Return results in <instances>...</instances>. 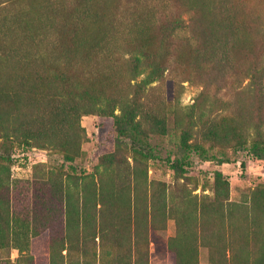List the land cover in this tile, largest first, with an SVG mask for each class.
<instances>
[{
	"label": "rangeland",
	"instance_id": "1",
	"mask_svg": "<svg viewBox=\"0 0 264 264\" xmlns=\"http://www.w3.org/2000/svg\"><path fill=\"white\" fill-rule=\"evenodd\" d=\"M207 1L11 0L0 7V22L27 26L33 36L53 28L46 42L57 48L42 58L35 90L44 91L59 66L72 85L94 95L132 96L141 85L146 101L137 138L164 158L118 141L112 116H82L83 129L75 123L82 136L68 130L55 138L57 148L38 138L26 151L20 140L0 138V264H150L155 257L233 264L234 251L250 245L255 230L264 238V160L202 135L210 123L233 136L248 125L264 127V95L245 89V70L264 51V0H226L228 17L249 37L220 63L200 41ZM190 2L199 7L195 22L172 34L164 22L188 20ZM136 50L162 74L132 79ZM158 120L166 133L157 132ZM67 121L46 116L39 126L59 125L65 134ZM184 129H192L189 149L179 144ZM111 154L114 163L104 164ZM168 157L182 159L183 169Z\"/></svg>",
	"mask_w": 264,
	"mask_h": 264
},
{
	"label": "trees",
	"instance_id": "2",
	"mask_svg": "<svg viewBox=\"0 0 264 264\" xmlns=\"http://www.w3.org/2000/svg\"><path fill=\"white\" fill-rule=\"evenodd\" d=\"M9 1L11 0H0V7L5 6ZM190 10L194 13L188 20L178 16L172 20H166L165 27L172 34H181L185 29H188L191 23L195 22L199 7L190 2ZM202 11H205L206 14L208 12L209 19L205 18L206 25L200 36L201 44L206 46L209 60L220 63L227 57L231 48L249 36L228 17L230 12L226 0H208L207 4H203ZM223 15L225 16L223 17ZM53 32V28L45 27L41 33L33 36L27 26L17 29L4 21L0 22V104H8L7 109L0 106V138L18 139L24 142L23 149L26 151L37 148L30 144L25 147V144L38 138L45 139L43 142L45 146L57 148L61 142L55 138L60 135L66 138L68 130L73 133L76 139L82 136L75 125L76 121L79 124L82 116L91 114L112 116L118 133V141H128L136 151L150 159L164 160L155 146L137 138L142 134L140 124L141 118L145 114L142 104H145L146 101L144 95L141 94V85L132 96L103 97L94 95L87 89H79L72 85L68 72L59 66L47 88L44 91L35 90L39 80L38 67L45 62L42 58H45L48 51L57 48L55 42H46L48 39L46 36ZM130 57L132 79L144 72L155 77L162 74L160 67H153L147 63L143 52L132 51ZM22 71L25 73L22 74ZM245 73L249 78L245 85L247 92L264 95V51L249 64ZM8 77L12 79L11 83H5L9 79ZM51 104L54 106H50ZM46 116L55 120H68L65 134L64 130L60 128L55 130V126L59 125L48 126L47 123L42 122V126H39V123L41 125L40 118L42 120V117ZM193 117L192 114L189 115L190 120ZM63 123L61 121L60 125ZM156 126L158 130L161 129L157 132L166 133L164 124L160 120L157 121ZM79 129H83L80 124ZM192 135V129L182 130L179 136V144L182 148H190L189 141ZM202 135L204 138L218 143L233 141L239 149H248L255 157L264 160V127L262 125L245 126L240 129L239 136H233L228 127L210 123ZM230 135L233 136L231 140L228 139ZM248 144L250 145L248 146ZM115 160V155L111 154L103 157L101 161L104 164H112ZM168 162L172 168L183 169L185 165L180 158L172 161L168 157ZM128 191L129 199L135 198V186ZM257 233L258 231L255 230L250 245L246 244L245 247L241 246L234 251L233 258L236 262L233 264H264V245H262L264 238L259 237ZM194 249H196L195 246ZM227 251L224 254L225 258H228ZM211 262L218 264L213 259ZM185 264H191V262L187 260Z\"/></svg>",
	"mask_w": 264,
	"mask_h": 264
},
{
	"label": "crops",
	"instance_id": "3",
	"mask_svg": "<svg viewBox=\"0 0 264 264\" xmlns=\"http://www.w3.org/2000/svg\"><path fill=\"white\" fill-rule=\"evenodd\" d=\"M152 257H153V255H152ZM151 257V258H152ZM161 259V260H160ZM150 264H166L165 262H164V260L162 259V258H160V257H155V259H152L151 260V263Z\"/></svg>",
	"mask_w": 264,
	"mask_h": 264
}]
</instances>
